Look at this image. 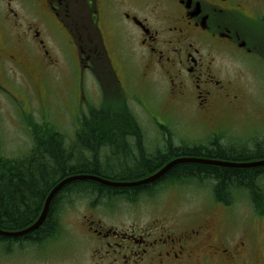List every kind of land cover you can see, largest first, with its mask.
<instances>
[{
    "label": "flooded vegetation",
    "instance_id": "1",
    "mask_svg": "<svg viewBox=\"0 0 264 264\" xmlns=\"http://www.w3.org/2000/svg\"><path fill=\"white\" fill-rule=\"evenodd\" d=\"M123 49H128L142 68L140 84L144 85L148 74V84L165 83L162 106L168 117L175 109L194 114L196 123L213 135L208 144L218 143L215 134L222 131L218 125L225 124L223 117L234 116L239 121L248 101L229 69L240 68L242 61L249 59L264 67V0H0V93L19 103L27 91L35 97L50 94L44 74L60 65L61 51L72 53L74 69L65 86L69 95L79 101L91 83L102 95L113 98L123 93L132 99L124 84L134 89L129 79L135 81L136 76L133 71L126 75L125 60L123 67L116 65L122 61ZM118 70L123 71V78ZM13 78L19 79L17 96L3 85L4 79ZM170 127L160 122L77 123L75 137L81 129L101 136L108 133L110 144L98 145L100 157L104 153L112 160L132 159L116 171L102 170L116 179L91 175L139 180L171 160L158 166L160 154L176 146L177 132ZM40 128L45 131L42 125ZM152 154L160 158L155 166H150ZM112 160L111 165L103 163L105 169L112 166ZM29 177L27 172H0V185H20L18 179L28 182ZM65 177L60 175L51 184L42 177L37 205L22 203L16 214H0V229L17 231L31 226L51 189ZM137 187L127 188L126 193L81 192L67 183L54 194L36 229L19 236L0 235V255L12 254L28 264H264V239H254L260 229L253 227L230 236L226 221L229 223L232 213L230 205L222 202L187 212L178 203H173L175 209L167 204L141 223L126 225L122 219L119 225L109 223L111 219L105 216L110 213L113 218L116 207L109 206L114 201L131 205L136 194L138 198L151 197L148 193L156 197L153 183L139 192ZM74 197L98 198L99 204H88L99 211L92 213L88 205L89 213L71 208ZM16 227L20 229H12ZM70 231L85 234L80 245L86 250L84 256L82 246L69 259L54 260V249L71 250Z\"/></svg>",
    "mask_w": 264,
    "mask_h": 264
},
{
    "label": "rangeland",
    "instance_id": "2",
    "mask_svg": "<svg viewBox=\"0 0 264 264\" xmlns=\"http://www.w3.org/2000/svg\"><path fill=\"white\" fill-rule=\"evenodd\" d=\"M121 52L123 53L122 61L121 63L116 62L117 67H123L125 60L126 75L133 71V75L136 76L135 81L129 79L134 89H129L124 84V90L128 96L132 97L128 100V105L137 121L143 124L169 123L170 128L177 132L174 143L176 146L210 145L208 139L213 135L196 123L197 116L177 109L170 117L167 116V109L162 106L165 97V83L159 80L148 84L151 76L148 74L144 79V85L140 84L138 77H140L142 68L137 66V59L132 56L128 49H123ZM58 54L61 59L60 65L44 74V81L50 86V94L48 92L47 97H35L32 91H27L21 97L24 101L19 103L11 95L7 94L6 96L0 93V149L2 148V153L9 158L21 156L31 150L34 139L32 129L35 122L41 124L44 127L43 130L47 132L52 127L58 129L66 148L73 153L75 158L91 159L93 156L88 151L76 149L78 145H75V125L89 107L102 104L103 95L93 88L91 83L88 84V92L85 97L79 100L81 103L78 98L69 95L65 86L68 84L69 75L74 69V64L71 62L72 53L61 51ZM229 72L237 77V81L246 92L247 106L242 112L244 114L238 118L239 121L237 122L234 120V116H224L221 122L225 124L218 125V129L222 131L215 135L221 147L227 152L245 149L252 151L258 142L264 141V67L249 59L242 61L240 68H231ZM118 73L123 78V71V74L120 70ZM9 79H4L3 85L17 96L20 93V90L17 89L19 79L13 78L11 81ZM44 125H48V127ZM103 160L111 162L112 159L104 156L101 157V161ZM260 183L264 191V176L260 178ZM213 188L214 180L209 178L163 182L157 186L156 197L137 198L131 205L114 201L115 203L109 206L111 208L116 207L113 218H109L110 213H106L105 219H111L109 223L115 225H119V221L122 219L127 225L133 221L138 223L146 221L149 216L154 214V210L162 205L172 204V208L175 209L177 206L173 203H178L179 208L185 212L196 206L209 207L218 203L214 197ZM101 200L105 201L104 199ZM90 201L93 205L100 202L96 197H74L70 203L71 208L76 207L81 213H89L87 212L88 205L92 213H97L99 209L88 204ZM230 209L232 213L230 224L226 221L230 236L251 231V228L254 227L260 229L254 239H264V214H258L255 211L248 193L240 191L236 194L230 204ZM70 234L69 248L71 250L62 247L60 250L59 248L54 249L56 254L53 256L54 260L69 259L78 253L80 249L78 247L83 246L80 245L81 239H84V233L70 231ZM80 252L84 256L86 252L84 246ZM18 260L19 258L12 254L0 255V264H28L26 259Z\"/></svg>",
    "mask_w": 264,
    "mask_h": 264
},
{
    "label": "trees",
    "instance_id": "3",
    "mask_svg": "<svg viewBox=\"0 0 264 264\" xmlns=\"http://www.w3.org/2000/svg\"><path fill=\"white\" fill-rule=\"evenodd\" d=\"M103 102L99 106H91L87 112L82 114L78 120V124H95V125H131L138 124L136 116L131 111L128 105V99L125 94L117 95L111 98L108 95L102 96ZM41 124L35 122L33 124V146L26 154H22L17 157H7L0 149V172L19 171L29 173V178L24 182L18 179L23 185L4 184L0 185V214L7 216L14 215L19 210L20 204L23 205H37L36 199L41 194H37L36 191L43 187L42 177L45 178L50 184L56 181V178L60 175H76L83 173H92L116 179L113 176H107L103 171H116L126 163L131 164L130 160L123 156L115 157L112 166L109 169H105V164L111 165L108 160L101 161L100 148L103 142L107 145L110 143L106 140H110L105 135H97L94 130L84 131L80 130L78 137H75V145H78L77 150L88 151L92 154L90 159L75 158L73 153L70 152L65 146V142L60 136L58 129L52 127L49 129L46 135L41 132ZM54 128V129H53ZM100 143V144H99ZM264 141L258 142L254 150L245 149L242 151L229 150L228 152L221 147L219 142L210 144L208 146L192 145V146H172L166 153L160 154V158L154 157V154L150 155V166H155L159 159L161 166L168 159H172L178 156H194V157H208V158H220L226 160H253L264 158ZM1 146V145H0ZM97 154V156L94 155ZM108 158V155H106ZM112 159L111 155L110 158ZM127 160V162H125ZM102 165H101V164ZM106 163V164H107ZM97 168H95L96 166ZM157 166V167H158ZM103 170V171H102ZM264 176V165L250 168H231L216 165H207L193 162H183L171 167L166 175L161 177L160 180L153 183L154 187L163 182H180L186 180H200L202 178H209L214 180V197L218 202L230 205L236 194L240 191L248 193L249 198L253 202V207L258 214H264V191L260 183V178ZM122 179H134L126 176H122ZM12 182V179L7 180ZM49 184V185H50ZM67 186V185H66ZM78 188L81 192H87L88 190L101 189L104 191H111L116 193H126L125 187L116 188L102 185L100 183L91 180H75L68 182V187ZM149 185H141L137 187V192L149 187ZM130 188V187H129ZM150 192V191H149ZM138 194L133 197L135 201ZM151 197L152 193H148ZM129 196V195H128ZM21 200H19V198ZM19 200V201H18ZM12 229H20L19 227ZM50 230V229H49Z\"/></svg>",
    "mask_w": 264,
    "mask_h": 264
},
{
    "label": "water",
    "instance_id": "4",
    "mask_svg": "<svg viewBox=\"0 0 264 264\" xmlns=\"http://www.w3.org/2000/svg\"><path fill=\"white\" fill-rule=\"evenodd\" d=\"M183 162H193V163H201L207 165H216V166H223V167H231V168H250V167H257L264 165V158L255 159V160H244V161H236V160H226L220 158H208V157H194V156H178L167 163H165L161 168L153 172L152 174L139 179V180H132V181H114L109 180L106 178H102L99 176L91 175V174H76L70 175L63 178L59 183H57L49 192L46 197L44 207L41 211L39 218L29 227L17 230V231H5L0 229V235L3 236H19L26 234L34 229H36L42 222L50 201L54 194L65 184L70 181L75 180H91L98 182L103 185L111 186V187H132V186H140L152 183L158 179H160L171 167Z\"/></svg>",
    "mask_w": 264,
    "mask_h": 264
}]
</instances>
